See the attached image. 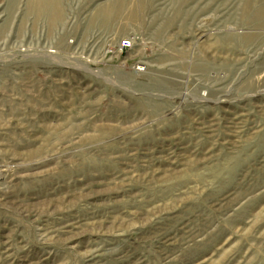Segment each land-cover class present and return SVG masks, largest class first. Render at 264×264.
Masks as SVG:
<instances>
[{
  "label": "rangeland",
  "instance_id": "obj_1",
  "mask_svg": "<svg viewBox=\"0 0 264 264\" xmlns=\"http://www.w3.org/2000/svg\"><path fill=\"white\" fill-rule=\"evenodd\" d=\"M58 1L0 0V264H264V0Z\"/></svg>",
  "mask_w": 264,
  "mask_h": 264
},
{
  "label": "bare ground",
  "instance_id": "obj_2",
  "mask_svg": "<svg viewBox=\"0 0 264 264\" xmlns=\"http://www.w3.org/2000/svg\"><path fill=\"white\" fill-rule=\"evenodd\" d=\"M30 2V1H29ZM37 2V5L38 6H44V7H46L45 9L47 10L48 9V7H50V6H54L55 8H56V5H57V3L59 2L58 0H33V5L35 4ZM55 3V4H54ZM122 3V2H121ZM36 5V4H35ZM58 5H59V3H58ZM57 5V7H59ZM53 7V8H54ZM116 7V6H115ZM121 8V7H120ZM32 9H33V6H32ZM35 9V8H34ZM38 9V8H37ZM52 9V8H51ZM58 9V8H57ZM113 9V8H112ZM115 9V8H114ZM44 11V10H43ZM56 11H58L59 12V9L58 10H56ZM111 11V10H110ZM117 12V11H116ZM54 13H55V10H54ZM114 15V14H113ZM56 16H54V18H55ZM132 42V41H131ZM133 43V42H132ZM133 45V44H132ZM133 47V46H132ZM121 48H122V46H121ZM183 99H186V98H183Z\"/></svg>",
  "mask_w": 264,
  "mask_h": 264
},
{
  "label": "built area",
  "instance_id": "obj_3",
  "mask_svg": "<svg viewBox=\"0 0 264 264\" xmlns=\"http://www.w3.org/2000/svg\"><path fill=\"white\" fill-rule=\"evenodd\" d=\"M120 46H122V48H121L122 53L127 52L133 48L132 42L130 40L122 41Z\"/></svg>",
  "mask_w": 264,
  "mask_h": 264
}]
</instances>
